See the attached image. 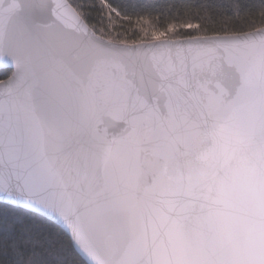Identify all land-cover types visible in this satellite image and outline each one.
<instances>
[{
    "label": "snow or ice",
    "instance_id": "snow-or-ice-1",
    "mask_svg": "<svg viewBox=\"0 0 264 264\" xmlns=\"http://www.w3.org/2000/svg\"><path fill=\"white\" fill-rule=\"evenodd\" d=\"M0 264H264V0H0Z\"/></svg>",
    "mask_w": 264,
    "mask_h": 264
},
{
    "label": "trees",
    "instance_id": "trees-1",
    "mask_svg": "<svg viewBox=\"0 0 264 264\" xmlns=\"http://www.w3.org/2000/svg\"><path fill=\"white\" fill-rule=\"evenodd\" d=\"M165 0H130V3H133L135 5H142L145 3H163ZM209 2L213 3H227L228 0H209ZM256 3H259V0H255Z\"/></svg>",
    "mask_w": 264,
    "mask_h": 264
}]
</instances>
